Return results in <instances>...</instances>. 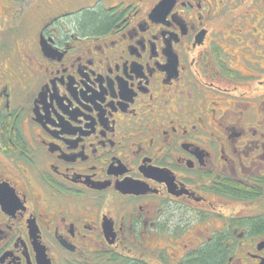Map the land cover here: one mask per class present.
<instances>
[{"label":"flooded vegetation","instance_id":"flooded-vegetation-1","mask_svg":"<svg viewBox=\"0 0 264 264\" xmlns=\"http://www.w3.org/2000/svg\"><path fill=\"white\" fill-rule=\"evenodd\" d=\"M24 15L0 41V264H264V0Z\"/></svg>","mask_w":264,"mask_h":264},{"label":"rangeland","instance_id":"rangeland-1","mask_svg":"<svg viewBox=\"0 0 264 264\" xmlns=\"http://www.w3.org/2000/svg\"><path fill=\"white\" fill-rule=\"evenodd\" d=\"M31 0H0V41H2V46L9 45L7 43L10 41V36L14 35V31L20 33L19 27L21 23L17 26V20L23 22L28 19L30 20L29 15L21 16L25 10L26 5L29 4ZM30 8L27 12H29ZM24 21V22H25Z\"/></svg>","mask_w":264,"mask_h":264}]
</instances>
